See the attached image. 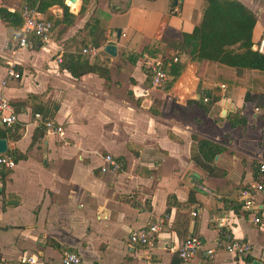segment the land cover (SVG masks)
Masks as SVG:
<instances>
[{
    "label": "crops",
    "instance_id": "1",
    "mask_svg": "<svg viewBox=\"0 0 264 264\" xmlns=\"http://www.w3.org/2000/svg\"><path fill=\"white\" fill-rule=\"evenodd\" d=\"M226 1L253 14L255 51L264 0ZM3 2L0 94L16 121L0 127L2 155L14 163L0 169V264H61L65 252L85 264H264V195L254 194L255 210H244L241 197L264 188V75L192 62L179 51L205 1L62 0L70 16L62 22L58 5L36 10L52 24L49 41L28 35L23 48L21 9L38 0ZM148 48L165 73L182 65L163 91L143 66ZM8 62L19 79L6 78ZM47 120L61 134L47 133ZM200 141L217 148L209 163ZM106 155L119 171L100 172ZM156 219L161 231L151 246L129 242ZM226 235L250 253H226ZM190 236L202 245L181 261L175 250Z\"/></svg>",
    "mask_w": 264,
    "mask_h": 264
},
{
    "label": "trees",
    "instance_id": "2",
    "mask_svg": "<svg viewBox=\"0 0 264 264\" xmlns=\"http://www.w3.org/2000/svg\"><path fill=\"white\" fill-rule=\"evenodd\" d=\"M204 1L206 7L202 11L200 23L190 34L182 35L179 51L192 62L208 61L237 71L254 70L264 75V55L251 50V30L255 23L253 14L236 1ZM52 5L62 9V22L70 16L62 0H38L36 10L43 12ZM26 6L32 8L31 5ZM5 17L11 20L10 14ZM143 51L147 57H155L149 48ZM181 71L182 65H170L166 72L170 80L165 88H169ZM197 145L200 152L205 151L202 158L209 163L217 148L206 141H200Z\"/></svg>",
    "mask_w": 264,
    "mask_h": 264
},
{
    "label": "built area",
    "instance_id": "3",
    "mask_svg": "<svg viewBox=\"0 0 264 264\" xmlns=\"http://www.w3.org/2000/svg\"><path fill=\"white\" fill-rule=\"evenodd\" d=\"M4 7L3 0H0V9ZM21 27L20 35L16 39V46L18 48H23L27 44V36H33L38 39L41 43H47L49 41V33L52 29V24L43 19L40 14L34 8L23 7L20 13ZM95 51L93 49L83 50L82 53L92 54ZM255 52L260 55H264V35L258 40ZM175 61V59L173 60ZM60 62V59L57 60ZM15 63L8 62L6 69V78L9 79H19L18 73L14 70ZM143 66L150 76V84L154 89L164 90L168 78L163 69L162 62L158 59H146ZM35 121L39 122L40 116L35 114L33 116ZM16 121V116L14 115L8 101L0 94V127L9 128ZM43 128L47 133L51 134H61V128L56 126L52 121H44L42 123ZM104 165L100 168L101 173L105 172H117L121 168V164L115 161L111 156L106 155L103 157ZM14 168V163L8 157L0 155V169L12 170ZM258 172L264 174V164L258 167ZM261 193L264 195V188L262 185H255L250 189H245L242 194V208L244 210H255L254 205V194ZM254 224L260 223L259 219L256 217L253 219ZM223 224L222 222L220 225ZM161 231V220L156 219L154 222L149 224L144 228H140L135 232L130 233L128 240L131 244L139 246H151L153 236ZM226 234V233H225ZM202 241L198 237L190 236L186 238L182 244L175 250L176 256L181 261H188L201 247ZM250 246L242 241L230 239L226 235V243L224 245V251L231 254L232 256L242 258L250 253ZM21 262H27L34 264L31 259H21ZM61 264H85L84 261L76 254L65 252L60 259Z\"/></svg>",
    "mask_w": 264,
    "mask_h": 264
},
{
    "label": "water",
    "instance_id": "4",
    "mask_svg": "<svg viewBox=\"0 0 264 264\" xmlns=\"http://www.w3.org/2000/svg\"><path fill=\"white\" fill-rule=\"evenodd\" d=\"M70 3H73L74 0H66ZM180 2L181 0H173V3L175 2ZM103 52H105L106 54H108L109 56H114L115 55V48L111 45H106L103 47ZM223 114V113H222ZM6 151V143L4 140L0 139V155L4 154ZM251 264H260L257 261H252Z\"/></svg>",
    "mask_w": 264,
    "mask_h": 264
},
{
    "label": "rangeland",
    "instance_id": "5",
    "mask_svg": "<svg viewBox=\"0 0 264 264\" xmlns=\"http://www.w3.org/2000/svg\"><path fill=\"white\" fill-rule=\"evenodd\" d=\"M165 89V88H164ZM163 91V90H162Z\"/></svg>",
    "mask_w": 264,
    "mask_h": 264
}]
</instances>
